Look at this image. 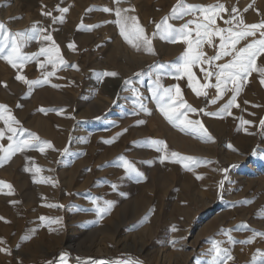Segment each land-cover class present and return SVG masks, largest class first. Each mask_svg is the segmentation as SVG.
<instances>
[{
    "label": "rangeland",
    "instance_id": "1",
    "mask_svg": "<svg viewBox=\"0 0 264 264\" xmlns=\"http://www.w3.org/2000/svg\"><path fill=\"white\" fill-rule=\"evenodd\" d=\"M184 2L205 6L222 3L229 12L237 7L246 24L264 20V0ZM177 3L178 0H121L119 5L114 0H0V22L7 29L17 33L29 32L34 26L46 28L66 62L53 67L46 57L39 56L45 64L43 69L36 60L15 69L0 59V82L7 84L4 87L0 83V104L7 105L11 115L20 121L19 126L28 130L25 138L35 133L53 145L44 153L38 149L18 152L0 166V181L12 185L11 190L0 189V208L6 206L9 210L0 214V239L4 241L0 249L9 250L0 251V264H59L62 253L66 254L67 264H115L127 259L142 264H213L214 260L219 264H264V236L256 235L252 243L240 242L253 238L254 232H264L259 225L264 222L263 173L243 159H232L217 167L207 157L194 153L188 141L175 144L173 131L184 137L192 135L193 140L201 136L170 123L153 97L157 81L164 88L178 85L183 100L204 110L188 112V119L200 121L210 134L203 117L217 116L205 113L220 111L233 95L229 91L213 104L210 100L217 96L215 88L205 89L207 98L197 96L188 87L187 76L177 78L172 65L187 51V45L183 41L172 43L161 35L152 36L157 31L156 24L170 16ZM57 7H67L69 11L61 14ZM117 7L134 9L122 16L138 18L152 41V52L143 45L137 50L120 34V25L115 23ZM103 8L113 11L104 12ZM45 12L57 18L63 15L64 19L54 23ZM221 15L223 19L216 23L227 28L224 21L230 16ZM201 20L202 14L195 13L168 22L179 28L188 21ZM69 43H74V49L68 47ZM219 43V37H214V45L205 43L202 51L211 57L217 54ZM42 47L51 45L30 39L23 52L35 54ZM149 54L153 56L140 64L141 56ZM229 60L230 56L214 63ZM257 64L264 67V56L258 57ZM201 67L215 71L208 64L196 65L192 71L198 82L215 84L214 76L204 79ZM129 68L133 70L128 73ZM50 71L55 75L46 77ZM106 72L117 75L106 76ZM17 75L42 81L46 77V82L29 89L15 79ZM249 93L259 101L264 93L257 72L242 82L237 97ZM262 120L264 111L254 131L256 140L251 153L255 156L260 152L264 157ZM5 127L0 121V128ZM153 139L167 143L169 159L162 161L165 153L155 150L150 143ZM8 143L6 133L0 146L6 148ZM172 152L179 156L171 157ZM120 157L132 162L142 177L129 175L121 167ZM181 157L195 158V162L186 168L187 161ZM16 160L12 175L3 171ZM36 167L43 170L36 173ZM10 191L14 194H7ZM105 201L112 205L100 213L98 208L107 207ZM247 211L259 214L246 221L243 215ZM8 226L11 234L20 232L14 246L4 235ZM125 241L129 242L124 244ZM214 245L222 250L219 256L213 251ZM141 247L143 251H139Z\"/></svg>",
    "mask_w": 264,
    "mask_h": 264
},
{
    "label": "snow or ice",
    "instance_id": "2",
    "mask_svg": "<svg viewBox=\"0 0 264 264\" xmlns=\"http://www.w3.org/2000/svg\"><path fill=\"white\" fill-rule=\"evenodd\" d=\"M115 4L119 5L121 0H114ZM252 7V5H249ZM248 8H245L244 11H247ZM56 11H59L61 14L67 13L69 9L56 8ZM91 11V9H89ZM104 12H112L113 9L103 8ZM115 15L118 18L115 23L120 25V34L124 37L126 41L136 47L139 50L140 45H143L145 49L149 52H152V41L149 36L146 34L145 29L139 25L138 18L132 16H122V13L128 11H134V9H121L117 7L115 10ZM239 9L233 7L231 11L225 7L224 4H215V5H197V4H187L184 0H178V3L173 6L170 16H166L162 21L156 24L157 31L152 33V36L161 35L163 39L168 40L172 43L177 41H183L187 45V51L182 55L177 63L172 65L175 68L177 78L181 76H187L188 87L191 88L197 96H204L207 98V88H215L217 96L210 100V103L215 104L218 98H222L227 92H232L233 95L231 99L220 109L218 112L214 113H205L210 116H221L225 113L231 114L230 109L236 104V97L241 91L242 82L247 80V78L253 73L257 72L261 77V84H264V67L258 66L257 59L260 56H264V20L260 23L246 24L243 18L239 15ZM195 13L202 14V20L200 22L188 21L181 27L177 28L174 25L170 24L168 21L170 19H183L186 15H191ZM222 13H228L230 19L224 21L228 25L227 28H220L217 25V19H223ZM46 16H50L53 19V22L63 21L64 17L61 15L59 18L53 17L51 12L43 13ZM131 21V23H129ZM194 25V28L192 27ZM46 28L33 27L29 32H17L12 33L6 26L0 22V59H5L13 68L21 69L23 66L32 61L36 60L39 64V67L43 69L45 64L39 61V56H44L48 59V62L55 67L57 64L66 63L60 57L59 45L54 40L53 36L48 33ZM258 35V38H256ZM214 37H219V45L217 54L209 57L206 53L202 51V45L207 43L210 46L214 45ZM242 47H237L241 41H248ZM30 39H38L44 42H49L51 47H42L38 53L35 54H26L23 52V47ZM135 42V43H134ZM68 47L74 49V43H69ZM53 53L56 55V59H53ZM231 57L226 63L215 64V61L221 60L223 57ZM208 64L210 68L214 67L215 71H210L204 67L200 68V71L204 73V79L210 80L211 77H215V84L206 83L200 84L197 80V77L193 73L192 69L196 65ZM163 67V66H161ZM55 75L54 71L46 73V77ZM106 76H116L115 72H106ZM45 80H29L24 75H17L16 80L22 81L28 85L31 89L34 85H39ZM3 83L4 87H7L6 82ZM231 85V87H229ZM56 87V85H53ZM180 88L178 85L172 86L169 88H164L158 81L153 87V97L156 98L157 102L160 104V111L163 113L164 117L176 127H179L181 131L190 130L193 133H196L206 140H211V136L208 134L207 129L203 124L196 120L188 119L187 113H197L203 112V109H196L183 100L180 95ZM40 111H45L43 108ZM7 113V115H6ZM0 121H3L5 128H0V140L4 139L7 133V139L9 141L8 146L4 148L0 146V166L3 165V162L10 160L12 156L18 152H24L26 150L38 149L41 153L45 152L46 148H52L53 145L49 141H42L38 135L35 133H28L27 138H25V133L28 130L20 127V121L17 120L14 116L11 115V112L7 105L0 104ZM141 123H144L141 121ZM243 124L250 123L249 121H242ZM261 124L264 125V120L261 121ZM151 145L155 148L156 151L165 153L162 158L163 160L169 159L167 154V143L160 140H151ZM231 147V145H229ZM65 151H67L65 149ZM179 154L176 152L171 153V157H178ZM31 160V158H28ZM123 163L121 167L129 175H135L137 177H142V173L135 167V165L128 161L124 157L119 158ZM181 159L187 161L185 167L187 168L190 163L195 162V158L192 157H181ZM26 171H32V169L27 168ZM43 169L40 167L35 168V172L39 173ZM227 172V169H224ZM198 179L202 177H197ZM50 179V178H48ZM34 182H44L43 180H35ZM223 182H221V187ZM12 189V185L0 181V189L2 188ZM115 187V185H113ZM9 195L14 194V192L7 193ZM15 203V202H13ZM107 207L98 208L100 213H105L108 211V208L111 207V201H105ZM0 219H3L0 217ZM41 220L46 219L45 217H40ZM244 227H247L246 225ZM172 230L176 231V227L173 225ZM256 235L264 236V232H254V237ZM254 237L250 238L247 241H241V243H252ZM233 243L235 241H232ZM0 243H4L0 239ZM6 253L9 252L8 249H0ZM213 251L216 252L217 256L220 255L221 249L214 245ZM259 252V250H258ZM10 254V253H9ZM229 259L232 257L229 256ZM59 264H67L66 254L62 253L60 255ZM48 264H52V261H49ZM96 264V262H93ZM103 264V262H101ZM115 264H142V262L135 259L127 260H118ZM213 264H219L218 260H214Z\"/></svg>",
    "mask_w": 264,
    "mask_h": 264
},
{
    "label": "bare ground",
    "instance_id": "3",
    "mask_svg": "<svg viewBox=\"0 0 264 264\" xmlns=\"http://www.w3.org/2000/svg\"><path fill=\"white\" fill-rule=\"evenodd\" d=\"M246 42L247 41H241L240 44L237 45V47H239L240 45ZM152 56L153 54L144 55V56L142 55L140 59L141 61L140 64H142L144 60L149 59ZM132 70H133L132 68H129L127 69V72L129 73ZM185 92H187L186 87H185ZM229 100H227L226 103ZM236 104L238 105V107L234 105L229 110L231 113L230 115L225 113L221 116H217L216 118L208 117V116L203 117V121L206 124V127L209 128L210 131L209 135L211 136V140H206L201 137H199L196 140L194 137L193 140L191 139L193 137L192 135H190L192 137L190 136L184 137L179 133L173 131L174 134L173 136H175L174 140L176 141L175 144L176 143L184 144L188 141L189 143L186 144L190 146L191 150L194 153L200 155L201 157H207L208 160L214 162V165L217 167H220L221 163H226L232 159H243L247 162H252L256 166L255 169H257L258 171H260V173H263L264 175V166L262 165V162H264V157L261 155L260 152L255 154V156L252 155L251 153L252 146L254 145L256 140V137L254 136V131L258 129L257 126L258 121L264 111V93L262 94L260 101L256 100L255 97L250 93L247 95L246 94L241 95L240 97H236ZM242 121H249L250 123L243 124ZM261 143L262 145H264V132ZM229 145H231V147H229ZM17 164L18 163L16 160L15 162H11L8 165L5 164L6 166L4 167V169L3 168L2 169L3 171H6L10 175H12L13 174L12 170L14 168H17ZM43 192H45V189L43 190ZM7 211L9 210L7 209L6 206L0 208V214L1 213L6 214ZM258 214L259 213H257V211L254 212L247 211L244 213L243 217H245L247 219L245 220L248 221V219L257 217ZM207 225L209 224L207 223ZM259 225H262L264 227V222H262V224L259 223ZM11 230L12 229L10 228V226H8L5 231L6 234L4 235L9 240V244H11V246H14V244L17 243V239L19 238L20 232H16V234H11L10 233ZM238 239L239 238H237V240ZM128 242L129 241H125L124 244H127ZM139 251H143V247H141Z\"/></svg>",
    "mask_w": 264,
    "mask_h": 264
}]
</instances>
